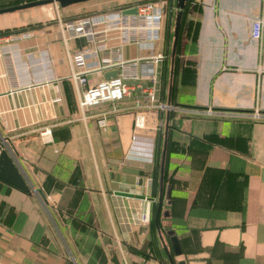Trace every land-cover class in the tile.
Masks as SVG:
<instances>
[{
    "label": "crops",
    "instance_id": "obj_1",
    "mask_svg": "<svg viewBox=\"0 0 264 264\" xmlns=\"http://www.w3.org/2000/svg\"><path fill=\"white\" fill-rule=\"evenodd\" d=\"M29 1L0 0V8ZM147 1L90 0L61 8V16L70 21ZM197 1L195 50L182 55L193 71L184 92L179 76L173 97L172 67L164 74L165 20L156 47L145 49L120 43L103 25L93 36L73 37L55 15L0 14V31L37 24L24 31L29 37L0 36V153L10 150L35 189L0 179V264H264V34L252 36L264 0ZM102 44L107 49L90 63L111 51L124 59L165 56L154 63L155 102L144 87L80 109L87 85L72 79V55ZM107 72L88 73V85ZM138 112L146 114L145 129L134 127ZM165 142L154 245L150 224L138 219L159 202L161 168L156 197L153 173Z\"/></svg>",
    "mask_w": 264,
    "mask_h": 264
},
{
    "label": "built area",
    "instance_id": "obj_2",
    "mask_svg": "<svg viewBox=\"0 0 264 264\" xmlns=\"http://www.w3.org/2000/svg\"><path fill=\"white\" fill-rule=\"evenodd\" d=\"M135 7L136 12L127 14L124 10ZM126 9L114 10L105 13H97L82 16L73 20H62L59 18L63 30L69 31L70 35L93 36L97 26L103 25L106 30L116 32L117 38L122 44L136 43L145 49H154L156 43L162 36V30L165 20L164 2L147 1L137 4ZM24 37L30 34L20 33ZM264 34V18L261 17L253 22L252 36L255 39H262ZM104 44L97 45L96 49H84L75 52L72 55L73 66L72 79L75 83L87 85L79 98V107L82 111L100 106L105 103H114L123 100L132 94L136 88L143 89L142 82H147L148 95L151 101L155 102V86L158 83V75L154 63H158L164 59L163 54L144 56L137 59H124L123 56L111 51L103 56L99 61L90 63L88 59L97 54L100 50H106ZM118 70L115 77L103 78L95 84L88 85V73L92 71H110ZM131 81H139L133 84ZM142 98L137 97L136 105L140 106ZM159 107H166L164 103L158 104ZM206 113H213L208 109ZM260 116L259 112L254 113ZM147 117L144 112H138L135 115L134 127L136 130L146 128ZM101 125L106 124V120H100ZM50 130H44L43 135L49 133ZM151 220L150 211L142 213L138 219L141 224H149Z\"/></svg>",
    "mask_w": 264,
    "mask_h": 264
},
{
    "label": "trees",
    "instance_id": "obj_3",
    "mask_svg": "<svg viewBox=\"0 0 264 264\" xmlns=\"http://www.w3.org/2000/svg\"><path fill=\"white\" fill-rule=\"evenodd\" d=\"M153 1L156 2L157 0H153ZM164 3H165L164 6H165V15H166V19H165L166 61H165V73L164 74L167 75L169 67H172L173 78H174L173 89H172V97H173L175 96V90L177 89V84H178L177 82H178L179 76L181 77L180 78L181 91L184 92L185 89L187 90V86H189V83L187 82L191 76V72L193 71V68L191 66L194 65V62L191 59L184 61L182 55L187 52H193L195 50L196 29H197V25L199 22L198 17L201 12V5L197 0H186L185 1L182 20H181L179 38H178V42L176 46V51L173 55L172 50H173V42L175 38V32H174L175 21H176V15L179 10L178 0H164ZM32 26H37V24L28 25L26 27H20L14 30H11V29L1 30L0 36L9 35V34L18 33V32H24L28 30L29 28H31ZM193 27L195 28L193 29ZM191 35H192V40L190 41L189 37ZM160 168H161V165L157 164V167L154 169V173H153V178H154L153 192H152L153 197H156L158 195V179L160 176ZM158 206H159L158 201L153 202L150 228H151V233L154 239L152 240V244L154 245H156L155 243L158 240L156 238L157 237V225L155 222V216H156Z\"/></svg>",
    "mask_w": 264,
    "mask_h": 264
},
{
    "label": "water",
    "instance_id": "obj_4",
    "mask_svg": "<svg viewBox=\"0 0 264 264\" xmlns=\"http://www.w3.org/2000/svg\"><path fill=\"white\" fill-rule=\"evenodd\" d=\"M90 0H33L21 4H16V5H11L7 7H2L0 8V14L7 13V12H12L15 10H20L24 8H30V7H36V6H42L46 4H57L59 8H65L73 4H79L83 2H87ZM186 0H178V13L176 15V21H175V38L173 42V50L172 53L174 55L176 51V46L179 38V33H180V28H181V20H182V15H183V9L185 5ZM136 8L133 7L131 9L124 10V13L131 14L135 13ZM118 74V70H112L106 73L105 77L111 78L115 77ZM133 84H138L140 83L139 81H131ZM143 87L147 86V82H142L141 83ZM140 91V90H138ZM168 126V125H167ZM165 161H166V142H165V148H164V153H163V158H162V165H161V176H162V187H161V193H160V198H159V206L156 212L155 216V221L156 224L159 228V219H160V213L162 209V200H163V177H164V170H165ZM0 179L5 181L6 183L12 185L13 187L24 191L26 193H32L35 189L31 187L27 179L25 178L24 174L18 167L15 158L12 156L10 150L8 148H5L1 151L0 153ZM121 195L125 196H131V197H138L142 199L148 198L147 195L144 194H134L130 192H118ZM162 237V236H161ZM172 241L175 245V248H179V241L176 236L172 237ZM166 248V247H165ZM68 264H74V262H69Z\"/></svg>",
    "mask_w": 264,
    "mask_h": 264
},
{
    "label": "rangeland",
    "instance_id": "obj_5",
    "mask_svg": "<svg viewBox=\"0 0 264 264\" xmlns=\"http://www.w3.org/2000/svg\"><path fill=\"white\" fill-rule=\"evenodd\" d=\"M162 2H164V0H162ZM142 2H139L137 4H141ZM165 5V3H164ZM29 11H40V15L42 14L43 17L44 15L46 16V19H50L51 16L55 15V19L59 17L63 20L62 16H61V8H59V6L57 4L51 3V4H46V5H42V6H36V7H30V8H24V9H20V10H15L12 11V13H16V14H23L26 15V13H29ZM165 19H166V15H165ZM1 145H5L6 143L3 140H0ZM9 147V145H8ZM151 210H150V214H151ZM152 217V215H151ZM151 222V220H150ZM150 224V223H149Z\"/></svg>",
    "mask_w": 264,
    "mask_h": 264
}]
</instances>
